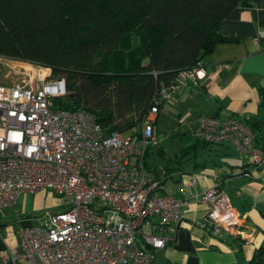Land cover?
Returning a JSON list of instances; mask_svg holds the SVG:
<instances>
[{
	"label": "built area",
	"instance_id": "1",
	"mask_svg": "<svg viewBox=\"0 0 264 264\" xmlns=\"http://www.w3.org/2000/svg\"><path fill=\"white\" fill-rule=\"evenodd\" d=\"M15 61L20 80L0 84V212L20 195L46 189L61 209L45 212L39 225L20 228L19 249L5 251L4 264H149L148 248L167 244L183 204L158 193L159 181L146 167V152L157 144L153 118L188 79H203V68L179 72L175 83L153 97L139 138L134 132H104L90 110L54 108L53 99L67 93L65 79L55 77L50 66ZM194 136L232 144L251 164H264V143L257 144L236 117L201 116ZM195 181L189 175V186ZM196 199L206 205L201 228L217 236L243 235L242 216L218 185Z\"/></svg>",
	"mask_w": 264,
	"mask_h": 264
},
{
	"label": "trees",
	"instance_id": "2",
	"mask_svg": "<svg viewBox=\"0 0 264 264\" xmlns=\"http://www.w3.org/2000/svg\"><path fill=\"white\" fill-rule=\"evenodd\" d=\"M247 4V0H0V56L50 66L67 87L66 95L53 99L54 108L90 110L104 132L130 135L153 97L175 83L179 72L202 67L203 57L215 44L234 41L221 35L220 22L235 7ZM236 118L251 129L258 144L256 124ZM194 138L192 146L213 145ZM152 147L145 164L159 181V166L147 163ZM157 154H163L162 148ZM159 185L160 181L157 190ZM250 264H264V246L254 251Z\"/></svg>",
	"mask_w": 264,
	"mask_h": 264
},
{
	"label": "crops",
	"instance_id": "3",
	"mask_svg": "<svg viewBox=\"0 0 264 264\" xmlns=\"http://www.w3.org/2000/svg\"><path fill=\"white\" fill-rule=\"evenodd\" d=\"M247 2L220 22L221 35L234 41L215 44L203 57L205 77L188 79L172 103L164 104L153 118V124L160 116L171 121L183 143L182 151L155 166L165 168L158 193L172 195L183 204L181 220L167 244L159 250L148 248L149 264H250L254 251L264 246V164H251L229 143L190 145L201 116L240 117L255 123L258 144L264 143V0ZM165 155L163 152L160 157ZM191 174L196 178L193 186L188 184ZM214 185L227 194L242 216V236H217L201 228L206 205L196 197ZM228 187L236 191L235 202L226 191ZM57 200L50 191L41 190L20 195L16 204L0 212V264H4L5 251L19 249L20 228L40 224L32 214L57 204Z\"/></svg>",
	"mask_w": 264,
	"mask_h": 264
},
{
	"label": "rangeland",
	"instance_id": "4",
	"mask_svg": "<svg viewBox=\"0 0 264 264\" xmlns=\"http://www.w3.org/2000/svg\"><path fill=\"white\" fill-rule=\"evenodd\" d=\"M20 64L17 63L15 60L1 57L0 56V84H12L16 83L20 80L21 74H20ZM130 114L127 115L129 117ZM157 126L154 127V135L155 139L157 141V144L155 147L150 148L149 155L147 157V163L149 167H155L156 165H159L160 163H166L170 159L173 158L174 153L178 152L182 147V142L177 132H174V129L171 128L172 122L169 120H163V116H160L159 121L156 124ZM174 127V126H173ZM175 128V127H174ZM121 132V131H119ZM134 134H136L139 138L142 136L143 132V124L139 123L134 127ZM174 132V135L171 133ZM122 133V132H121ZM125 135V134H124ZM126 136V135H125ZM185 141V140H184ZM162 148L163 152L166 154L164 158L160 157L157 152L158 150ZM48 189H46L47 191ZM52 196L54 199L57 200V204L55 203L53 206H47L41 211H38L36 213H33L32 215L36 216L37 218L44 215L45 212H57L59 211V198L51 191ZM226 191L228 195L231 197H234L232 202L236 201V191L232 188H226Z\"/></svg>",
	"mask_w": 264,
	"mask_h": 264
}]
</instances>
